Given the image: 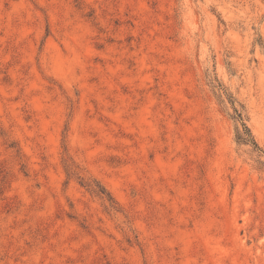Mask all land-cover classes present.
<instances>
[{"label":"rangeland","instance_id":"obj_1","mask_svg":"<svg viewBox=\"0 0 264 264\" xmlns=\"http://www.w3.org/2000/svg\"><path fill=\"white\" fill-rule=\"evenodd\" d=\"M0 264H264V0H0Z\"/></svg>","mask_w":264,"mask_h":264},{"label":"trees","instance_id":"obj_2","mask_svg":"<svg viewBox=\"0 0 264 264\" xmlns=\"http://www.w3.org/2000/svg\"><path fill=\"white\" fill-rule=\"evenodd\" d=\"M247 129V127H245ZM255 144V143H254Z\"/></svg>","mask_w":264,"mask_h":264}]
</instances>
